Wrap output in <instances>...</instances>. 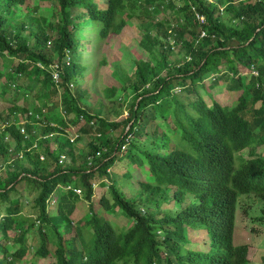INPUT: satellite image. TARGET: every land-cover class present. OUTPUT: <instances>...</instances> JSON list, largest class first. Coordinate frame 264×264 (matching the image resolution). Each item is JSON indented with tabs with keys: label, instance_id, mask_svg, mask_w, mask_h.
<instances>
[{
	"label": "trees",
	"instance_id": "1",
	"mask_svg": "<svg viewBox=\"0 0 264 264\" xmlns=\"http://www.w3.org/2000/svg\"><path fill=\"white\" fill-rule=\"evenodd\" d=\"M27 2L0 0V96L12 103L0 119L16 153L8 163L0 136V264H248L249 239L233 235L239 197L264 203V0H54L45 27L16 17ZM163 6L176 23L155 17ZM132 15L148 20L139 40L148 56L120 80L122 96L105 87L92 103L81 83L92 64L79 50L91 40L80 28L93 26L99 52ZM223 83L233 104L210 91ZM106 106L119 119L102 116ZM72 126L77 135H66ZM82 135L91 138L76 149ZM133 166L144 176L127 196L120 180ZM95 182L106 187L97 203ZM24 189L36 192L29 211ZM81 200L87 212L74 220ZM196 229L207 249L194 248Z\"/></svg>",
	"mask_w": 264,
	"mask_h": 264
},
{
	"label": "rangeland",
	"instance_id": "2",
	"mask_svg": "<svg viewBox=\"0 0 264 264\" xmlns=\"http://www.w3.org/2000/svg\"><path fill=\"white\" fill-rule=\"evenodd\" d=\"M182 0H175L176 6L181 4ZM54 0H29L23 9L16 14L17 18L24 16L25 14L32 15L37 18L39 24L45 27V22L50 21L52 19V9H53ZM100 5L104 6L103 0H100ZM178 13L175 15L178 17ZM174 16V12L172 8L168 6H163L161 10L156 13V18L161 20V18H165L169 21V23H176ZM128 17V14H127ZM141 25H143L141 27ZM146 25H148V20L145 19L142 15H132L131 18L128 19L125 27L121 30L118 34H109L108 37L103 41L100 47V51L98 52L95 48V32L93 30V26L89 25L88 29H83L84 27L81 26L80 28V37L84 34L91 40L90 43H82L79 47L80 55L82 57V61L90 62L89 69H86L83 72L81 83L93 91L91 96V102L93 103L96 97H102V90L105 87L116 86L120 87V80L121 79H129L133 72V61L140 57L148 56L146 51L139 45L140 36L143 31L146 29ZM166 28L170 27L166 24ZM37 28V26H36ZM47 32L50 34V39L47 43V50L48 58H50L53 62L52 68H55V56L54 54H50V41L56 36V32L49 31ZM154 33V32H153ZM186 36V35H185ZM189 38V36H187ZM83 39V38H82ZM172 44V42H170ZM175 51V50H174ZM173 56H176V53H172ZM94 56V57H93ZM175 58L169 57V61L173 63ZM18 61V59H16ZM94 65V66H93ZM56 77V74L54 75ZM3 80V79H2ZM209 79H205L208 82ZM1 81V80H0ZM2 82V81H1ZM34 82H32L33 84ZM212 95L219 99L222 104H233L237 98V93H231L225 87V84H220L210 90ZM11 92V91H9ZM12 93V92H11ZM9 94V96L11 95ZM96 93V94H95ZM97 95V96H96ZM120 95L122 96V91L120 88L117 90L115 96ZM208 101V100H207ZM11 101L6 100V98L2 99L0 96V113L1 111L5 112L11 107ZM104 113L102 116L108 118L110 120H117L121 116L123 111H119L118 113H114L109 110L108 106H106ZM4 115V114H3ZM125 115V114H124ZM21 118L24 115H19ZM6 121L0 119V136L4 138V143L6 144L7 150L10 153L9 160L12 161V158L16 156V153H13L14 143L10 138L9 134L5 133L3 128L5 126ZM70 133H66L68 136L77 135V127L72 126ZM58 135H54V137ZM62 136V135H59ZM25 138H27V133H25ZM64 137V136H62ZM91 136L82 135L79 140L75 143L76 149L79 146H84L86 142L89 141ZM258 146V145H257ZM54 146H52V149ZM262 152V146L259 145L256 148V153ZM245 157L250 156L248 153V149H244L241 152ZM41 156V155H40ZM0 156V173H3L6 170V166H3L2 163H5L6 160ZM4 161V162H3ZM24 165L27 164L26 161H23ZM134 170H132L133 177L130 180L124 182V180H120V184L123 188V191L126 193L127 196L131 195V190L134 185H136V181L138 179H143V171L141 168H137L133 166ZM0 178H3L1 176ZM24 186H22L21 190ZM94 189V203H97L98 198L102 195L103 192H106V187H102L98 185L96 182L93 186ZM23 193L27 195L28 201L25 204L24 211H29L33 205V198L35 197L36 192L34 190L24 189ZM57 196H55V200L52 202H57ZM50 203L48 206L49 213H56V205L54 203ZM87 203L81 200L77 204V208L75 209V213L73 215L74 220H78L81 216H83L87 212ZM264 203L260 202L255 195H242L239 197V203L236 210L235 216V231H234V241H247L249 239V251H248V264H264L262 261V257L264 256ZM262 216V217H261ZM1 217V214H0ZM118 219V223L120 226H126L128 224L126 218L122 217L121 214L118 213L109 215V218ZM261 217V218H259ZM198 229H196L195 234L192 235V241L194 242V248H202L207 249V238L206 233L204 230L198 233ZM190 232V230H188ZM12 234V232H10ZM205 235V241L204 237ZM199 240V242H198ZM0 241H2V237L0 234ZM33 252V249H32ZM31 254L28 253L27 257L30 258ZM31 261V262H30ZM29 262L25 264H48L47 258L41 259H30Z\"/></svg>",
	"mask_w": 264,
	"mask_h": 264
},
{
	"label": "built area",
	"instance_id": "3",
	"mask_svg": "<svg viewBox=\"0 0 264 264\" xmlns=\"http://www.w3.org/2000/svg\"><path fill=\"white\" fill-rule=\"evenodd\" d=\"M197 16V18L199 19V21L200 22H202L203 21V17L202 16H199L198 14L196 15ZM204 33L202 32V35H203ZM20 156H22V155H20ZM20 158V157H19ZM40 159H43V156H40ZM77 193H79V190H75Z\"/></svg>",
	"mask_w": 264,
	"mask_h": 264
},
{
	"label": "clouds",
	"instance_id": "4",
	"mask_svg": "<svg viewBox=\"0 0 264 264\" xmlns=\"http://www.w3.org/2000/svg\"><path fill=\"white\" fill-rule=\"evenodd\" d=\"M22 158V157H21ZM42 160V159H41ZM10 161H8V163H9Z\"/></svg>",
	"mask_w": 264,
	"mask_h": 264
}]
</instances>
